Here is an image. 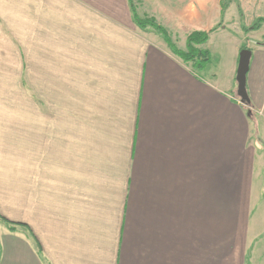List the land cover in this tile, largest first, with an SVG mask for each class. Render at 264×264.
Here are the masks:
<instances>
[{"label": "crops", "instance_id": "obj_1", "mask_svg": "<svg viewBox=\"0 0 264 264\" xmlns=\"http://www.w3.org/2000/svg\"><path fill=\"white\" fill-rule=\"evenodd\" d=\"M220 1L132 3L183 50ZM243 35L222 75L139 27L129 0H0V215L18 223L0 218V264H237L264 140V41L250 48L249 107L234 88Z\"/></svg>", "mask_w": 264, "mask_h": 264}, {"label": "rangeland", "instance_id": "obj_2", "mask_svg": "<svg viewBox=\"0 0 264 264\" xmlns=\"http://www.w3.org/2000/svg\"><path fill=\"white\" fill-rule=\"evenodd\" d=\"M229 2L231 0H228ZM254 0H241V10H238V6H230L228 9V13L226 11V14L223 13V15L220 13V16L218 17L217 23L221 22L227 25L226 29L221 30H214L215 32H212L209 34L208 40L200 45L199 47L202 49H206L209 52L210 59L207 63V67H211V70H215L219 72L220 74L224 75L225 72L229 70L231 59H232V53L236 49V41L240 40L241 38H244L243 36V29L242 25H250L257 19V17H260L263 15L259 12L258 6H253ZM144 17V16H142ZM253 32V33H252ZM256 31L251 30L247 34L251 35V38L249 37L247 40H244L243 44L241 43V46H246L248 48L253 47L254 41L258 39L259 41H264V35H262L260 32L255 33ZM245 34V33H244ZM211 36V37H210ZM237 83L235 80L234 88L236 89ZM236 93V91H235ZM239 99V97L237 96ZM258 118V117H257ZM257 127L254 122H252V125L254 129L258 131V134L260 135V139H264V136H262V123L263 120L261 118L257 119ZM252 125L250 124V127L252 128ZM252 143H256L254 135L252 136ZM251 143V142H250ZM261 143V150L263 155V161L261 160V163H264V140L260 141ZM252 145L249 146V150H251ZM258 162V160L254 161L253 170H252V187H251V196H252V208L254 210L251 211V215L248 220V228H247V238L248 243L247 245H252L254 256L251 258L252 264H262L264 262L261 255L263 253L264 256V164H261ZM249 183L247 187V193L245 195L244 199V210L242 215V230H241V236L239 239L238 244H230L229 250L231 253L236 254L235 257L236 260L242 264V254L244 252V249L247 245H245L246 237H245V222L249 211V201H250V195H249ZM1 225V222H0ZM258 233V234H257ZM256 237V238H255ZM254 241V243H252ZM256 254V255H255ZM250 256V254H249ZM219 256L212 254V264H215L217 262ZM249 258V257H248ZM237 261V264H238ZM224 264V263H223Z\"/></svg>", "mask_w": 264, "mask_h": 264}, {"label": "trees", "instance_id": "obj_3", "mask_svg": "<svg viewBox=\"0 0 264 264\" xmlns=\"http://www.w3.org/2000/svg\"><path fill=\"white\" fill-rule=\"evenodd\" d=\"M130 2V7H131V12H132V17L134 22L141 28H147L151 27L158 33L162 35L166 43L168 44L169 48L171 51L177 55L182 61L186 63H190L192 67L195 68L196 71H199L205 67V65L208 63L210 59V55L208 50L202 49L199 46L204 44L208 38L209 34L219 28L221 26V22L217 23L213 27H211L210 30L208 31H193L189 33L186 37V48L185 49H180L176 46V44L173 42L171 39L170 35L168 34L167 30L161 26L160 24L157 23V21L153 17H148L144 16L141 17L139 16L134 8V5L132 3V0H129ZM228 0H221L220 1V6H221V14L223 15L224 11L228 7ZM264 22V17H258L255 21H253L252 24L248 26H242V29L244 33H248L251 30L259 29L262 23ZM248 48L246 46H242L240 48ZM250 49V48H248ZM251 50V49H250ZM245 105L251 107L252 103L251 101L245 102ZM247 116L248 118H252L254 114L252 113V110L247 109ZM0 218L7 224L9 225V228L12 229L13 225H16L18 223L12 222L3 216L0 215Z\"/></svg>", "mask_w": 264, "mask_h": 264}, {"label": "water", "instance_id": "obj_4", "mask_svg": "<svg viewBox=\"0 0 264 264\" xmlns=\"http://www.w3.org/2000/svg\"><path fill=\"white\" fill-rule=\"evenodd\" d=\"M251 50L243 48L239 52L235 80L237 83L236 94L242 103L248 102L249 96L246 89V75L250 66Z\"/></svg>", "mask_w": 264, "mask_h": 264}, {"label": "built area", "instance_id": "obj_5", "mask_svg": "<svg viewBox=\"0 0 264 264\" xmlns=\"http://www.w3.org/2000/svg\"><path fill=\"white\" fill-rule=\"evenodd\" d=\"M237 101H238V103H240V104H244V103L241 102L240 98H239V99L237 98Z\"/></svg>", "mask_w": 264, "mask_h": 264}]
</instances>
